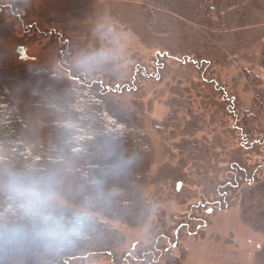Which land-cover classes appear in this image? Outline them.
I'll return each mask as SVG.
<instances>
[{"label": "rangeland", "instance_id": "1", "mask_svg": "<svg viewBox=\"0 0 264 264\" xmlns=\"http://www.w3.org/2000/svg\"><path fill=\"white\" fill-rule=\"evenodd\" d=\"M0 82L5 139L85 150L106 115L142 153L55 264H264V0H0Z\"/></svg>", "mask_w": 264, "mask_h": 264}, {"label": "clouds", "instance_id": "2", "mask_svg": "<svg viewBox=\"0 0 264 264\" xmlns=\"http://www.w3.org/2000/svg\"><path fill=\"white\" fill-rule=\"evenodd\" d=\"M134 163V156H119L108 171ZM67 171L0 167V264H55L50 258L88 238L95 223L90 210L107 203V193L99 178L70 193Z\"/></svg>", "mask_w": 264, "mask_h": 264}, {"label": "trees", "instance_id": "3", "mask_svg": "<svg viewBox=\"0 0 264 264\" xmlns=\"http://www.w3.org/2000/svg\"><path fill=\"white\" fill-rule=\"evenodd\" d=\"M17 48L18 46L14 48V53L15 55L17 54V60H23L25 54L24 58L20 59ZM68 86L70 90L74 89V86L70 83ZM5 87L0 82V144L2 145H0V167L9 166L18 170L27 167L39 170H68L65 176V186L70 193L74 189L83 191V186L88 184L91 179L99 178L103 181L105 192L110 198V201L117 203L124 197L117 182L118 172H109L108 170L111 164H106V162L100 159L106 157L107 147L105 144L109 143L114 148L111 153L109 152L114 161L122 155V152L126 151L130 156L135 157V163L138 162L140 156H142L139 146L130 145L132 147L128 149L127 145L129 144H125L124 147V142L126 143V139L129 137L127 134L112 131L106 124V117H103L106 115H103L102 128L100 127L98 131L81 137L82 143L80 144L87 147L85 150H81L82 148L78 150L80 145L75 146V144L74 146L64 145L62 148L50 149L36 142L28 141L26 135H22L21 131L25 130V128L23 127L22 118L18 115L17 128L21 131H18L13 137H7L8 139H5L4 135L9 127L8 120L5 117L8 113L13 114L18 112L16 103ZM141 140L143 139L139 138V141ZM29 154L32 156L33 161L25 163L29 158ZM93 156L98 157L99 160H95L96 157L93 158ZM35 160L37 163H33ZM0 207H3L2 200H0ZM95 229H99V227H96V223H94L88 238L95 236L102 237L99 233L94 232ZM63 263L65 264V262Z\"/></svg>", "mask_w": 264, "mask_h": 264}, {"label": "water", "instance_id": "4", "mask_svg": "<svg viewBox=\"0 0 264 264\" xmlns=\"http://www.w3.org/2000/svg\"><path fill=\"white\" fill-rule=\"evenodd\" d=\"M17 52L20 54V59L24 58V48L23 47H18Z\"/></svg>", "mask_w": 264, "mask_h": 264}]
</instances>
